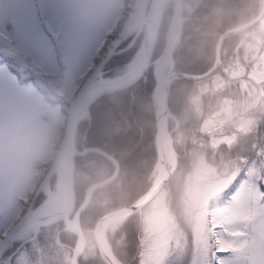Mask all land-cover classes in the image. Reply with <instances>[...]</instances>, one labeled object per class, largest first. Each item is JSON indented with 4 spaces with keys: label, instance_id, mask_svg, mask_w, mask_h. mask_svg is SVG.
<instances>
[{
    "label": "rangeland",
    "instance_id": "obj_1",
    "mask_svg": "<svg viewBox=\"0 0 264 264\" xmlns=\"http://www.w3.org/2000/svg\"><path fill=\"white\" fill-rule=\"evenodd\" d=\"M169 1L173 3V0ZM122 2L0 0V30L13 35L21 43L29 44L41 57H49L53 53L52 56L69 69L73 65L84 68L91 49L103 38L105 29L111 26L118 12L117 6ZM147 2L128 1L131 8L126 9L128 14L122 26L124 34L137 29ZM6 19L13 24L12 28L5 26ZM40 21L45 23L50 36ZM167 26L168 23L166 29ZM52 39L59 45L56 53ZM4 58H8V54L0 52V62ZM8 59L22 80H18L6 64L0 63V235L22 215L23 212L18 213L15 197L24 199L27 195L34 162L47 156L51 145L62 135L66 118L59 109L60 96L52 93L40 74L20 66L13 57ZM168 68L169 64L165 63L163 72L166 73ZM30 77L41 85L48 97L40 96L29 81ZM186 82L184 89L191 90L185 104L191 113H188L190 121L173 137L170 133L171 142L176 147L185 145L190 134L214 130L226 123H230L226 129L231 133L196 138L195 150L190 149L195 153L192 159L194 166L182 179L181 207L170 210L167 190L162 187L137 212L140 245L137 264H214L217 260L219 264H264V14L259 22L240 32L232 54L226 57L220 69L203 79ZM50 99L57 101L50 104ZM83 114L82 119L88 116V113ZM170 119L179 125L178 121ZM167 131L171 132L168 119ZM161 148L171 166L173 157L168 151L167 141ZM89 152L85 157L90 165L89 173L102 172L106 157L99 153L103 159L99 158L95 151L79 156ZM112 175L113 172L106 178L110 179ZM43 177L35 184L24 208L30 204ZM225 192L230 196L215 205L210 213L209 202L225 195ZM188 230L190 242L186 234ZM37 232L38 229H34L29 240ZM83 232L87 235L83 254L93 253L96 247L92 229ZM77 244L76 239L74 248ZM24 259L25 252H20L13 263L22 264Z\"/></svg>",
    "mask_w": 264,
    "mask_h": 264
},
{
    "label": "trees",
    "instance_id": "obj_2",
    "mask_svg": "<svg viewBox=\"0 0 264 264\" xmlns=\"http://www.w3.org/2000/svg\"><path fill=\"white\" fill-rule=\"evenodd\" d=\"M128 1L123 0L122 4L117 6L118 12L111 26L105 29L103 38L91 49L88 62L84 68H75V65H73V68L69 69L56 56H52L53 53H50L49 57H41V55H38L30 48L29 44L21 43L13 38V35H6L1 30L0 43L2 45L0 47L2 50L0 49V52L7 53L8 58L13 57L20 66L34 71L35 74H40L52 93L56 92L60 96L61 106H59V109L64 117L70 101L88 73L111 50H118L124 47L134 34L136 28L126 34L123 33L122 29L128 14L126 9L131 8L128 6ZM260 8L261 0H183L182 11L185 19L182 22L181 32L172 51V58L174 60L172 71L174 74H200L209 69L213 64L214 48L219 34L255 17ZM35 10L38 9L36 8ZM171 11L172 4L169 1L163 15L159 31L160 35L158 34L157 37L153 58L161 52L163 47L164 30L170 19ZM40 24L47 35L50 36L51 34L45 23L40 21ZM7 25H9L8 28L13 27V24L8 19L5 20V26ZM239 34H232L224 38L220 48V64L214 72L220 69L226 57L232 54ZM139 42L140 37L128 50L118 54V56H112L104 64L102 70L105 71L106 78L118 76L128 70L135 57ZM52 45L54 53H56V49L59 46L57 40L52 39ZM8 58L2 59L0 63L6 64L10 72L18 80H22L19 72L14 70L10 62L7 61ZM29 79H31L29 81L33 83L40 96L45 97L46 95L43 93L41 85L34 78L30 77ZM186 81H173L169 87L168 108L179 123L178 127L174 128V122L169 120L168 130H171V137L181 132L190 121L188 116L190 111L187 110L188 107L185 104L186 96L190 94L191 90L188 88L184 89L185 84H187ZM153 88L154 79L151 68H149L145 80L135 90L124 93H108L100 96L89 105L88 117L81 119L80 123H77L74 132V142L79 151L87 147H97L112 155L119 163V173L116 179L109 185L97 189L90 196L89 205L82 212L79 221L81 229H92V225H94L97 216L101 212L107 210L112 205L118 206L125 202L134 201L146 192L153 183L155 176L154 167L156 165V152L153 143L156 107L152 95ZM56 101L52 102L51 99L48 100L50 104H54ZM63 120L62 122H64ZM228 124L230 123L207 132L190 134L185 145L180 144L176 147L172 142V147L177 153V165L174 173L166 181V185L164 184L163 186V189L167 190L169 207L171 206L170 210L177 209L179 205L181 207L182 179L183 175L190 172L194 166L192 159L195 153L190 149L195 150L196 138H210L221 134V132H225L224 135H228L231 133V130L226 129ZM60 137L59 135L56 138L54 144L47 151L48 154L45 158L34 162L31 186L28 188L25 198L15 197L19 205V214L24 211V206L35 189V184H38L41 177L46 173ZM89 154L81 155V157L76 155L74 157L75 168L73 179L76 191L80 194L81 198L88 185L108 177L113 169L110 163L104 159L107 162L103 171L90 174L88 158H85ZM96 155L99 158L103 157L97 152ZM53 178L55 179V177ZM53 178L52 180L55 181ZM85 178L90 179L89 182L84 181ZM52 180L49 184L54 188L55 182ZM232 189L233 187L229 188L228 191ZM229 196L230 194L225 192V195L211 200L209 202L210 213L215 205L221 203V201H224ZM176 215L177 217L179 216L175 212ZM129 217L106 229L105 239L106 241L108 239L107 243L112 253L115 254L114 256L121 263L133 264L136 262L137 264L140 260V245L137 239L139 214L135 213ZM61 227L62 221L43 225L31 240H26V238L32 237L33 231H27L22 235L23 238L20 237L13 243L8 253L6 251L3 254L0 264H6V260L7 263L14 264V257L20 252H25L27 261H29L27 264H68L69 250L53 241V237ZM116 229L119 231L118 233ZM60 233L64 238L70 240V244H73L74 237L72 235L65 231H61ZM186 234L190 242V231H186ZM15 247L19 248L12 254L16 249ZM12 248L15 249L11 253ZM58 258L62 259L61 262L57 260ZM132 260H135V262ZM78 261V264H104L99 258L96 249H93V253L88 252L83 254ZM214 264H219L218 260Z\"/></svg>",
    "mask_w": 264,
    "mask_h": 264
},
{
    "label": "water",
    "instance_id": "obj_3",
    "mask_svg": "<svg viewBox=\"0 0 264 264\" xmlns=\"http://www.w3.org/2000/svg\"><path fill=\"white\" fill-rule=\"evenodd\" d=\"M167 3L168 0H148L147 7L130 42L125 47L110 51L85 78L75 93L68 105L64 130L50 166L41 183L35 190L26 210L0 238V261L8 247L27 231L37 230L43 225L62 220V230L77 237L78 244L72 250L70 264H78V259L85 250L84 234L78 223L79 214L86 207L91 193L116 177L118 173V164L112 156L107 155L96 147L78 151L74 142L76 125L82 119V114L84 112L86 114L88 113V107L94 100L108 93H124L135 90L145 80L146 73L149 67H151V73L154 79L152 95L156 107L153 126V143L156 152V165L154 168L156 173L154 181L149 190L138 197L133 203L105 210L100 213L92 229L93 241L101 261L104 264H123L112 253L105 239V230L109 226L121 222L125 218L139 212L155 197L176 168L177 154L174 152L171 145L170 131H166V138L168 151L173 157L171 166L166 162L160 144L161 129L159 128V124L163 123V125L167 127V119L174 117L170 113L167 105L170 84L175 80L203 79L209 76L220 64V48L224 38L248 29L256 24L264 14V0H261V8L255 17L219 34L215 43L213 64L205 72L200 74H174L172 71L174 66L172 51L181 32L182 21L185 18L182 14V0H173L171 16L165 31L163 47L161 52L153 58ZM139 35L141 36L139 46L128 70L112 78L102 77L105 73V71L102 70L105 62L112 56L128 50L135 43ZM167 56L169 57V68L166 73H163V80L160 82L157 77V70L162 67ZM87 151H95L108 158L114 165V172L110 179L91 184L85 190L82 203L74 211V156L83 154ZM52 175H55L54 189L49 187V180ZM39 193L44 195V199L36 206H33L34 200ZM62 212H64V215H62ZM106 219L111 222L107 225H103Z\"/></svg>",
    "mask_w": 264,
    "mask_h": 264
},
{
    "label": "flooded vegetation",
    "instance_id": "obj_4",
    "mask_svg": "<svg viewBox=\"0 0 264 264\" xmlns=\"http://www.w3.org/2000/svg\"><path fill=\"white\" fill-rule=\"evenodd\" d=\"M172 114V113H171ZM173 115V114H172ZM174 116V115H173ZM88 117V116H87ZM173 119H175V116L173 117ZM169 120H171L170 118L168 119V123H169ZM173 122H174V120H172ZM174 125H175V122H174ZM176 127H178V126H176L175 125V127L174 128H176ZM78 150V149H77ZM79 151V150H78ZM106 153V152H105ZM107 154V153H106ZM108 155H110V154H108ZM110 156H112V155H110ZM113 157V156H112ZM114 158V157H113ZM107 159V161L110 163V165L112 166V172H114V165L111 163V161L108 159V158H106ZM105 159V160H106ZM115 159V158H114ZM116 160V159H115ZM117 161V160H116ZM117 164H118V173H119V163H118V161H117ZM193 166V165H192ZM118 173H117V176H118ZM55 175H53V176H51V178H50V180H49V182H51V180H52V178L54 177ZM116 176V177H117ZM115 177V178H116ZM74 178V177H73ZM53 181V180H52ZM101 181V180H100ZM96 182H99V181H96ZM113 182V181H112ZM93 183H95V182H93ZM93 183H91V184H93ZM90 184V185H91ZM110 184V183H109ZM109 184H107V185H109ZM89 186V185H88ZM87 186V187H88ZM50 187H52V185L50 184ZM87 187L85 188V190L87 189ZM103 187V186H102ZM102 187H100V188H102ZM53 189V188H52ZM73 189H74V194H75V200H74V210L75 209H77L79 206H80V202L82 203V201H83V199H84V193H85V190H84V193H83V196H82V198L80 197V194H78L77 193V191H76V188H75V182H74V179H73ZM97 189H99V188H97ZM96 189V190H97ZM96 190H94L92 193H94ZM92 193H91V195H92ZM90 195V196H91ZM90 196H89V201H90ZM44 199V195L42 194V193H39L38 194V196L36 197V199L34 200V203H33V206H36L37 204H39L42 200ZM78 199V200H77ZM82 199V200H81ZM81 200V201H80ZM89 201H88V203H89ZM87 203V205H86V207L80 212V214H79V218H78V221H80V219H81V214H82V212L88 207V204ZM118 205V204H117ZM78 206V207H77ZM113 206H116V205H112L111 207H113ZM26 209V208H25ZM24 209V210H25ZM24 212V211H23ZM58 221H62V220H58ZM62 225H63V221H62ZM111 227H113V225L111 226ZM63 228V227H62ZM62 228L56 233V235L53 237V241L55 242V243H57L58 245H60V246H62V247H64V248H66V249H68L69 250V253H70V255H69V260H68V264H70V260H71V254H72V250L74 249V246H75V240L77 239V237L76 236H74V235H72V234H70V235H72L73 237H74V242H73V244H70V240L69 239H66V238H64L62 235H61V231H63L62 230ZM93 229V228H92ZM66 232V231H65ZM82 232H83V229H82ZM66 233H68V232H66ZM83 234H84V238H85V241L87 240V235L85 234V232H83ZM20 237H22V236H20ZM19 237V238H20ZM18 239V238H17ZM16 239V240H17ZM15 240V241H16ZM26 240H29V239H27L26 238ZM26 240H24V241H26ZM15 241L13 242V243H15ZM72 241H73V239H72ZM13 243L8 247V249L6 250L7 251V253H8V250L13 246ZM16 248V247H15ZM15 248H12V250L10 251L11 253L14 251V249ZM5 251V252H6ZM82 256H83V254H82ZM82 256H80V257H82ZM80 259V258H79ZM78 259V260H79ZM59 262H61V258L59 259H57ZM27 263H29V261H27V257H26V255H25V259H24V261H23V264H27ZM6 264H10V262H8L7 263V260H6Z\"/></svg>",
    "mask_w": 264,
    "mask_h": 264
},
{
    "label": "bare ground",
    "instance_id": "obj_5",
    "mask_svg": "<svg viewBox=\"0 0 264 264\" xmlns=\"http://www.w3.org/2000/svg\"><path fill=\"white\" fill-rule=\"evenodd\" d=\"M144 12V11H143ZM182 29V28H181ZM160 31V30H159ZM165 31V30H164ZM160 35V34H159ZM157 43V42H156ZM156 47V46H155ZM118 56V55H117ZM169 62V57L167 56L166 58H165V60H164V62H163V64H162V67L161 68H159L158 70H157V77H158V79H159V81L161 82L162 80H163V65L165 64V63H168ZM106 74V73H105ZM104 74V75H105ZM106 77V76H105ZM111 78V77H110ZM152 97V96H151ZM84 115V114H83ZM80 123V122H79ZM159 128L161 129V133H160V144L161 145H165L166 144V141H167V138H166V131H167V127L165 126V125H163V123H161V124H159ZM165 150V149H164ZM89 153H91V152H89ZM87 155V154H86ZM83 156V155H82ZM81 157V156H80ZM102 158V157H101ZM103 159V158H102ZM103 161H105V160H103ZM107 162V161H106ZM101 164V163H100ZM100 168V167H99ZM103 168V167H102ZM97 169V168H96ZM97 170H99V169H97ZM98 172V171H97ZM55 177V176H54ZM54 179V178H53ZM107 179V178H106ZM55 180V179H54ZM108 180V179H107ZM170 181V180H169ZM53 182H55V181H53ZM168 183V182H167ZM166 185V184H165ZM37 189V188H36ZM93 194V193H92ZM78 200V199H77ZM80 204H81V202H80ZM78 207V206H77ZM76 210V209H75ZM74 210V211H75ZM25 211V210H24ZM23 214V213H22ZM62 215H64V212H62ZM134 216H136V215H134ZM131 217V216H130ZM129 217V218H130ZM128 219V218H127ZM111 221H108L107 219L106 220H104V222H103V225H107L108 223H110ZM60 223V222H59ZM55 224H58V223H55ZM54 224V225H55ZM93 226V225H92ZM111 228V227H110ZM117 230V229H116ZM119 231L117 230V233H118ZM118 235V234H117ZM107 236V235H106ZM120 236V235H119ZM85 237V236H84ZM23 238V237H22ZM108 238V237H107ZM116 239H117V237H116ZM107 241H108V239H107ZM110 242V241H109ZM117 242H118V239H117ZM111 244V243H110ZM125 249V248H124ZM126 250V249H125ZM123 251V250H122ZM123 253V252H122ZM97 255V254H96ZM115 255V254H114ZM82 259V258H81ZM133 259V258H132ZM133 262H135V260H132ZM78 263H79V261H78ZM133 264H136V262L135 263H133Z\"/></svg>",
    "mask_w": 264,
    "mask_h": 264
},
{
    "label": "clouds",
    "instance_id": "obj_6",
    "mask_svg": "<svg viewBox=\"0 0 264 264\" xmlns=\"http://www.w3.org/2000/svg\"><path fill=\"white\" fill-rule=\"evenodd\" d=\"M134 38H135V36H134Z\"/></svg>",
    "mask_w": 264,
    "mask_h": 264
}]
</instances>
